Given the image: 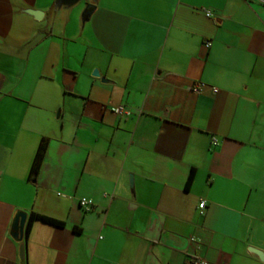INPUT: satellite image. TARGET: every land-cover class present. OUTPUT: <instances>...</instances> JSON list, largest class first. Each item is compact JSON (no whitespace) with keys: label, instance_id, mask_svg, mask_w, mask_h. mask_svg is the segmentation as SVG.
<instances>
[{"label":"crops","instance_id":"obj_1","mask_svg":"<svg viewBox=\"0 0 264 264\" xmlns=\"http://www.w3.org/2000/svg\"><path fill=\"white\" fill-rule=\"evenodd\" d=\"M55 2L0 0V264H264V0Z\"/></svg>","mask_w":264,"mask_h":264},{"label":"water","instance_id":"obj_2","mask_svg":"<svg viewBox=\"0 0 264 264\" xmlns=\"http://www.w3.org/2000/svg\"><path fill=\"white\" fill-rule=\"evenodd\" d=\"M80 0H56L55 2V8L60 9V8H64V7H71L73 5H75L76 3H78ZM98 0H91V3L88 6V9H86L85 13H84V19L83 21L85 22L86 20H88V18L90 17L93 9H91L92 7L95 6V4L97 3ZM26 13L32 15L34 18L36 19H42L44 17V12L43 11H39V10H35V9H26L25 10ZM93 75L94 76H100V71L99 69H95L93 71ZM131 187H133V176L131 175ZM27 219H28V213L22 210L17 211L16 215L14 216L13 222H12V231H11V236L21 242L20 245V251H19V255H20V259L22 261L25 260V242L24 240V235H25V226L27 223ZM260 255V257H262V253H258Z\"/></svg>","mask_w":264,"mask_h":264},{"label":"trees","instance_id":"obj_3","mask_svg":"<svg viewBox=\"0 0 264 264\" xmlns=\"http://www.w3.org/2000/svg\"><path fill=\"white\" fill-rule=\"evenodd\" d=\"M47 149H48V139L43 138L41 140L39 146H38L37 151H36V154H35L32 166H31V170H30V176H36L40 172L41 167H42V163H43L45 156H46ZM195 175H196L195 169H192L190 174H189V177H188V180L186 183V187H189L192 185V183L195 179ZM35 221L44 222V223L54 225L57 227H63L65 224L62 220H59L57 218L47 216L44 214H40L37 212H32L29 216V220H28V223H27L26 228H25V239L26 240L29 237L31 226ZM76 229H78V228L76 227Z\"/></svg>","mask_w":264,"mask_h":264},{"label":"built area","instance_id":"obj_4","mask_svg":"<svg viewBox=\"0 0 264 264\" xmlns=\"http://www.w3.org/2000/svg\"><path fill=\"white\" fill-rule=\"evenodd\" d=\"M206 46L209 47L211 46V41L206 42ZM204 87L203 83H196L192 86V90H194L195 92H201L202 89ZM214 92H217L218 89L217 88H213ZM116 113L119 114H125V115H130L131 111L129 109H127L124 105H119L118 107H116L115 109ZM217 140L214 141V144H217ZM80 203L83 207H85L87 210L91 209L93 207V201L91 199L88 198H82L80 200ZM207 202L205 199H202L199 203V210L201 214L205 213V208H206ZM191 264H209V261L201 256H195L192 258L191 260Z\"/></svg>","mask_w":264,"mask_h":264},{"label":"rangeland","instance_id":"obj_5","mask_svg":"<svg viewBox=\"0 0 264 264\" xmlns=\"http://www.w3.org/2000/svg\"><path fill=\"white\" fill-rule=\"evenodd\" d=\"M82 4H83V2L81 3V5H79L78 7H76V8L74 9V11H73V14H77L78 17H79L78 14H80V16H81V13H80L79 11H80L81 8H82Z\"/></svg>","mask_w":264,"mask_h":264}]
</instances>
